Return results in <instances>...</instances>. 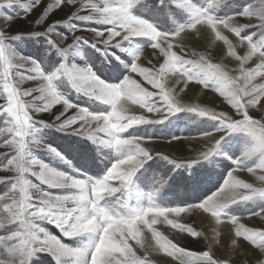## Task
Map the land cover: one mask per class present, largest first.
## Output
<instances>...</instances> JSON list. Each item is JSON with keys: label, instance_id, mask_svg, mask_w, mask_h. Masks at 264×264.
I'll return each instance as SVG.
<instances>
[{"label": "snow or ice", "instance_id": "6c2138e0", "mask_svg": "<svg viewBox=\"0 0 264 264\" xmlns=\"http://www.w3.org/2000/svg\"><path fill=\"white\" fill-rule=\"evenodd\" d=\"M203 34L234 67L185 43ZM193 84L226 107L185 102ZM246 217L264 221V0H0V264H232L222 226L264 264Z\"/></svg>", "mask_w": 264, "mask_h": 264}, {"label": "rangeland", "instance_id": "374dc122", "mask_svg": "<svg viewBox=\"0 0 264 264\" xmlns=\"http://www.w3.org/2000/svg\"><path fill=\"white\" fill-rule=\"evenodd\" d=\"M186 44H189L191 47H195L197 50L200 51H209L212 55V58L214 61L222 62L226 64L229 68H232L235 66V61L231 60L230 58L222 57L221 56V47H211L209 46L207 34H203L200 37H191L185 41ZM24 51L25 54H34L35 53V47L33 45L26 44L24 45ZM154 53L151 49H146L142 61L147 62L149 59L154 60ZM182 98L185 102L190 103H201L203 105L207 106H217L218 108H225L226 106L222 102V98L218 97V95L213 94L210 91L207 90H201V87L198 85H190L189 88L186 90L184 94H182ZM194 128V125L192 126ZM173 134L176 135H182L187 134V131L184 128L183 122H177L176 126L173 127L170 130ZM50 140L60 146L61 148H66L69 141L63 138V136L59 133H52L50 134ZM185 144H188V141L184 142ZM192 144H196L195 141L191 142ZM159 147H162L166 152H173L175 150L176 145L174 144L172 147H169L166 144H162L161 142H157ZM245 179H248L247 175L245 174ZM251 206L246 205L241 208V211L244 210H250ZM191 220L194 221V226L197 227L198 230H201L209 237V241H211V230L210 227L207 225V222L201 217L198 213H194L191 216ZM243 223H245L248 226H264V221H262L258 217H251V218H244ZM222 231L224 233V237L222 240L223 247L217 250V254L219 255H232L233 256V262L232 264H255L256 260L259 259L258 254H252L248 257H245L240 250H237L234 254L231 251L230 247V240L228 237L229 233V226H222ZM204 241L201 240L200 243H191L189 246L193 249H198L201 247V244H203ZM242 243V242H241ZM157 260V264H164V260L155 257Z\"/></svg>", "mask_w": 264, "mask_h": 264}]
</instances>
